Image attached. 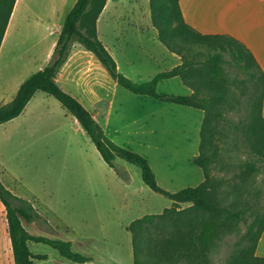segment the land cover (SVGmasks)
I'll return each mask as SVG.
<instances>
[{"label": "rangeland", "instance_id": "1", "mask_svg": "<svg viewBox=\"0 0 264 264\" xmlns=\"http://www.w3.org/2000/svg\"><path fill=\"white\" fill-rule=\"evenodd\" d=\"M106 3L105 22H110L116 42L105 40L102 32L101 38L110 44L111 56L121 74L140 83L138 79L149 81L157 72L176 66L174 60L156 58V50L147 46L157 38L151 25L149 0ZM26 55L25 47L17 48L10 61L5 66L1 64V87L18 76ZM226 71L231 81V103L220 146L223 158L236 165L255 157L252 127L261 90L258 72L253 68L229 63ZM157 91L189 95L177 78L163 81ZM103 93L107 101L95 104L88 96L75 98L92 113L113 142L148 161L162 189L173 193L202 182V171L192 162L198 155L202 111L135 95L117 84ZM9 95L6 90L0 96V105ZM76 127L72 115L54 97L41 92L22 115L0 125V180L13 194L29 200L39 214L34 222L21 220L22 225L31 234L70 241L73 251L91 258L86 263H73L47 245L29 243L33 254L46 256L34 263L133 264L127 226L134 219L160 213L173 203L143 183L137 166L114 160L127 180L108 167L90 139ZM259 166L252 187L259 191L257 212L248 216L236 233L217 241L210 253L213 264H233L234 257L250 244L248 226L255 214L264 216V160ZM258 253L264 255V250L260 248ZM0 264H13L1 203Z\"/></svg>", "mask_w": 264, "mask_h": 264}, {"label": "trees", "instance_id": "2", "mask_svg": "<svg viewBox=\"0 0 264 264\" xmlns=\"http://www.w3.org/2000/svg\"><path fill=\"white\" fill-rule=\"evenodd\" d=\"M15 1L0 0V43ZM106 2L76 0L65 18L50 60L21 83L11 101L0 106V125L18 117L36 92L54 97L80 124L108 167L127 180L115 167L114 160L137 166L143 183L173 203L160 213L145 214L127 226L133 264H213L210 253L217 241L236 233L240 224L258 209L259 191L252 187L264 160L261 113L264 72L242 42L229 35L202 34L188 25L179 0H149L151 25L157 39L178 58L179 64L156 73L149 81L136 83L118 71L115 60L97 36V20ZM74 43L92 53L110 78L129 92L202 111L198 155L192 160L202 171L201 183L173 193L162 189L144 157L113 142L92 113L60 88L56 75ZM229 63L258 72L261 90V102L252 127L255 157L236 165L223 158L220 146L231 103V81L226 71ZM173 77H178L191 93L168 95L157 91L160 81ZM0 203L5 209L13 264H35V259H46L45 255L33 254L29 243L47 245L73 263L91 261L89 256L73 251L70 241L28 232L21 220L34 222L39 219L38 212L29 200L13 194L1 180ZM186 203L189 205L184 208L177 207ZM263 230L264 216L255 214L248 226L250 244L234 257L233 264H264V257L255 254Z\"/></svg>", "mask_w": 264, "mask_h": 264}, {"label": "crops", "instance_id": "3", "mask_svg": "<svg viewBox=\"0 0 264 264\" xmlns=\"http://www.w3.org/2000/svg\"><path fill=\"white\" fill-rule=\"evenodd\" d=\"M75 2L76 0H49L48 3H43L42 0L15 1L0 43V66L1 64L5 66L10 61L17 48L25 47L27 55L21 60L18 76L6 87L0 85V96L6 90L10 94L2 105L11 101L21 83L31 74L41 70L50 60L65 18ZM179 6L185 22L198 32L229 35L242 42L264 72V0H179ZM105 10V8L102 10L97 20V36L112 55L110 44L102 41L101 38L102 32L105 40L108 38L116 42L110 22H105ZM147 46L156 50V58L166 59L168 62L174 60L175 65L179 64L174 54L170 53L157 38L147 43ZM151 59L154 60V57ZM139 73L136 74L137 78H140ZM174 78L179 79L178 77L165 79L158 85ZM56 81L60 88L71 96L77 98L88 96L95 100L93 104L107 101L103 97L107 95L103 92L117 84L96 57L77 43L72 45L66 62L56 75ZM138 81L142 83L140 79ZM187 90L190 94L191 91L188 88ZM39 92L33 95L22 113ZM261 113L264 118V94ZM73 121L78 124L76 128L85 134L74 117ZM262 236L255 251L260 257H264L258 253L260 248L264 250Z\"/></svg>", "mask_w": 264, "mask_h": 264}]
</instances>
